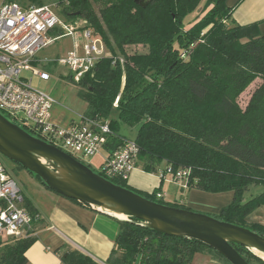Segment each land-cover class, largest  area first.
Segmentation results:
<instances>
[{"label":"trees","instance_id":"16d2710c","mask_svg":"<svg viewBox=\"0 0 264 264\" xmlns=\"http://www.w3.org/2000/svg\"><path fill=\"white\" fill-rule=\"evenodd\" d=\"M227 1L151 0L143 8L136 0H58L55 6L64 17L82 20L85 29L94 28L111 53L78 83L87 88L80 90L84 115L110 124L107 148L117 149L125 139L115 131L121 124L137 127V164L145 171L158 173L163 183L169 167L184 169L189 190L233 193L221 220L264 236V225L250 220L264 207V190L245 196L253 185L264 187V34L259 23L232 20ZM202 4L203 15L187 25ZM257 79L262 84L243 109L238 98ZM104 165L98 173L107 178ZM109 180L134 190L127 181ZM160 192L140 194L165 204ZM119 223L116 248L106 262L66 246L57 250L63 264H193L206 250L221 257L218 264H231L194 240ZM34 241V236L0 237V264H27L25 252ZM234 246L249 264H264Z\"/></svg>","mask_w":264,"mask_h":264},{"label":"built area","instance_id":"2783aa9c","mask_svg":"<svg viewBox=\"0 0 264 264\" xmlns=\"http://www.w3.org/2000/svg\"><path fill=\"white\" fill-rule=\"evenodd\" d=\"M54 8H23L12 1L0 4V112L24 129L33 130L34 136L82 161L81 158H95L109 149L107 144L112 135L110 124L83 115L79 121L74 120L66 127H59L51 120V108L57 100L34 90L32 79L25 78L23 74L31 71L42 80H50V73L36 68L37 55L66 36L74 37L77 42L79 30L85 31L83 37L86 43L82 50L76 43L73 49L57 60L59 65L69 70V79L75 84L91 73L102 58L111 57V53L101 38L82 26L83 21L81 27L68 25ZM58 27L60 32L53 35ZM120 62L123 64L124 60L120 59ZM116 63L117 60L113 65ZM139 152L140 147L135 139H122L117 149L108 152L104 160V175L108 179L129 182L137 168ZM188 173L184 169L169 167L164 177L171 175L173 181H183L187 188ZM157 197L162 199L164 195L160 192ZM38 221L39 216L26 208L19 185L0 157V237L33 236V228Z\"/></svg>","mask_w":264,"mask_h":264},{"label":"water","instance_id":"95a60500","mask_svg":"<svg viewBox=\"0 0 264 264\" xmlns=\"http://www.w3.org/2000/svg\"><path fill=\"white\" fill-rule=\"evenodd\" d=\"M146 8L151 0H136ZM0 154L38 177L50 190L119 221L160 234L194 240L231 264H249L234 245L264 260V236L250 228L152 201L117 185L60 148L32 135L0 112ZM114 214L126 216L120 219Z\"/></svg>","mask_w":264,"mask_h":264},{"label":"crops","instance_id":"0c3cea01","mask_svg":"<svg viewBox=\"0 0 264 264\" xmlns=\"http://www.w3.org/2000/svg\"><path fill=\"white\" fill-rule=\"evenodd\" d=\"M231 1L228 0L227 4L233 7L232 20L240 25L259 23L260 32L264 34V0H241L238 4L239 0ZM109 151V149L105 150L103 160L107 158ZM129 185L143 194L161 189L165 204L178 203L176 196L175 198L168 196L160 175L145 171L140 162L131 174ZM189 192L190 196L185 200L182 199L180 203L192 210H210L208 207L213 206V210L220 214L222 209L233 201L232 197L229 200V196L217 197L197 189H191ZM25 204L30 213L39 216V221L33 228L35 241L25 252L27 264H63L57 250L66 246L86 253L99 262H106L116 248V240L121 229L120 223L109 215L52 190L41 191L32 198L26 199ZM258 211L264 213V207ZM197 255L211 256V262L220 263L210 250L195 256Z\"/></svg>","mask_w":264,"mask_h":264},{"label":"rangeland","instance_id":"374dc122","mask_svg":"<svg viewBox=\"0 0 264 264\" xmlns=\"http://www.w3.org/2000/svg\"><path fill=\"white\" fill-rule=\"evenodd\" d=\"M5 1L16 2L23 8H28L30 6H39V7L51 6L52 8H54L56 7L55 6L56 3L58 2V0H41L42 5H40V3L37 2L36 0H0V4ZM54 10H56V13L60 17V19L64 21V23H67L68 25L71 24L73 26L81 27L80 23L82 22V20L75 19V18L68 19L64 17L62 15L61 10L59 11L57 7L54 8ZM203 11H204V5L202 4L197 8V10L192 15L186 18L185 23L187 25L194 24L203 15ZM82 26H84V23ZM59 29L60 27H58L55 31H53V35H55ZM91 29L95 34L98 33L94 28H91ZM84 33H85L84 30L78 31V35L80 36L77 42L72 36H66L64 38H60L59 40L53 42L51 45H49L47 48H45L43 51H41L37 55L36 68L40 69L43 72L50 73L51 74L50 80H42L39 76L35 75L31 71L25 72L23 74L25 78L32 79V87L34 90L44 93L46 95L53 96L57 100V102L53 103L52 105L51 115H52V121H55V124L58 125L59 127H66L74 120L79 121L81 119V116H83L87 111V103L80 96V90L81 89L87 90L86 86L84 84L82 85L75 84L72 80L69 79V76H70L69 70L66 67H63L57 63V60L63 55H65L66 52L73 49L76 43H78V46H79L78 48L82 50L83 46L86 43V40L83 37ZM261 84H262V81L260 79H257L241 94V96H239L238 102L243 109L246 108L255 90ZM55 117H57V119H55ZM115 131L116 133L120 134L124 138L135 139L137 136L138 128L137 127L131 128L124 124H121L119 129H115ZM104 152H102V154L98 155L95 158H81V160L83 163L90 166L95 172H100L101 167L104 163V162L103 163L101 162L103 160L102 156L104 155ZM0 157L2 159L4 166L12 173L13 177L15 178L17 184L19 185L22 191V194L25 200L30 197L32 198V196L39 194L43 190L49 191V189L41 185V183L27 170L20 167L18 164L7 159L1 154H0ZM164 184H165L166 192L168 193V196L174 197V198L176 196L178 200V203H175V202L168 203L167 202L169 206H171L170 204L172 205L182 204L180 203L181 200L182 199L185 200V198L189 197L191 194L189 192V189L184 187L183 181L175 182L172 180L171 175H167L164 177ZM263 190H264L263 186L258 185V184L253 185L251 186L250 190L246 192L245 196L246 198L247 197L249 198L251 195L255 196L263 192ZM213 195L217 197L229 196V200H230V197H232L233 199L232 193H229V192L213 193ZM154 200L160 201L158 198H154ZM208 208L210 210H202V211L193 210V211L201 213V214H205V215H210L217 219H221L220 215L217 214L213 210L214 209L213 206H209ZM258 210H256L254 214L250 215L251 217L250 220L251 222H258L264 225V213H261ZM211 252L219 259V262L223 261L221 257L216 255L213 251ZM211 260H212L211 256L197 255L194 257L193 263L194 264H214V262H211Z\"/></svg>","mask_w":264,"mask_h":264},{"label":"bare ground","instance_id":"6f19581e","mask_svg":"<svg viewBox=\"0 0 264 264\" xmlns=\"http://www.w3.org/2000/svg\"><path fill=\"white\" fill-rule=\"evenodd\" d=\"M114 215H116L120 219H126V216H124V215H121V214H114ZM262 256L264 257V255H262Z\"/></svg>","mask_w":264,"mask_h":264}]
</instances>
